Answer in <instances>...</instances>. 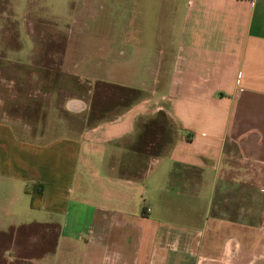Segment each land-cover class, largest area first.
Listing matches in <instances>:
<instances>
[{
	"label": "crops",
	"instance_id": "0c3cea01",
	"mask_svg": "<svg viewBox=\"0 0 264 264\" xmlns=\"http://www.w3.org/2000/svg\"><path fill=\"white\" fill-rule=\"evenodd\" d=\"M17 1L0 0L17 41L0 52V264H264V0H160L157 29L100 35L26 17L27 49ZM159 113L165 142L123 172Z\"/></svg>",
	"mask_w": 264,
	"mask_h": 264
},
{
	"label": "rangeland",
	"instance_id": "374dc122",
	"mask_svg": "<svg viewBox=\"0 0 264 264\" xmlns=\"http://www.w3.org/2000/svg\"><path fill=\"white\" fill-rule=\"evenodd\" d=\"M17 2L16 16L19 20V28L22 34L21 43L24 49H27L28 46L27 42L24 41L26 17L40 18L43 24H46L47 33L63 36L66 33H78L77 31L82 28L81 24L83 22L93 23L92 21H96L97 24L89 25L88 30L99 28L100 35L106 32L111 33L113 23L119 22L120 27H122L123 24L126 25L132 19H149L152 21V30H155L158 28L157 23L162 10L160 0H151V2L149 0H18ZM149 3L152 5L151 8H148ZM0 19V52L3 50L6 52L8 46L17 43L16 40V42L13 41L12 35L15 33L16 28L13 27L10 21H7L10 19L7 10L0 9ZM59 54V49H56L53 58L42 59L44 64L41 65L52 69L50 74L43 73L41 75L43 81L53 82L57 79L58 75L55 72L59 66ZM13 104L12 102L7 107L11 114L26 119L32 114L34 115V106ZM40 111L38 119L44 121V107ZM162 124L163 122L159 120L157 124L150 127L143 125V127L137 129L130 142L123 143L125 149L129 150V153L123 159L124 166L121 168L123 172H130L131 167L134 168L139 165L143 157L157 154L161 143L165 142L168 137L166 134L168 128L166 129V125Z\"/></svg>",
	"mask_w": 264,
	"mask_h": 264
},
{
	"label": "trees",
	"instance_id": "16d2710c",
	"mask_svg": "<svg viewBox=\"0 0 264 264\" xmlns=\"http://www.w3.org/2000/svg\"><path fill=\"white\" fill-rule=\"evenodd\" d=\"M159 120H161L163 122L162 125H166V128H168V123H167V118L165 116L164 113H159L157 119H152L150 121H148L147 124H145V126L150 127L153 124H157L159 122ZM164 128V126H163ZM26 193H28L30 195V206L31 208H38L40 205V199H41V195H42V188L41 186H33L31 188H26L25 189Z\"/></svg>",
	"mask_w": 264,
	"mask_h": 264
}]
</instances>
